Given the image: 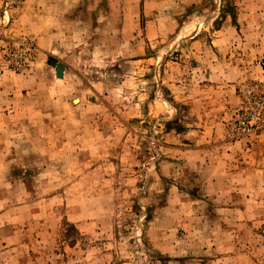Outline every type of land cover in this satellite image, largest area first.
I'll use <instances>...</instances> for the list:
<instances>
[{"label": "rangeland", "instance_id": "rangeland-1", "mask_svg": "<svg viewBox=\"0 0 264 264\" xmlns=\"http://www.w3.org/2000/svg\"><path fill=\"white\" fill-rule=\"evenodd\" d=\"M253 80L264 0H0V264H264V197L205 188L264 146L226 134Z\"/></svg>", "mask_w": 264, "mask_h": 264}, {"label": "crops", "instance_id": "crops-1", "mask_svg": "<svg viewBox=\"0 0 264 264\" xmlns=\"http://www.w3.org/2000/svg\"><path fill=\"white\" fill-rule=\"evenodd\" d=\"M48 13L50 12L48 11ZM44 21H49V19L44 20ZM52 31L54 30L51 29L50 27H46V25L44 24V43L48 44L46 47H48L49 49L56 47L55 45L58 44V42H56L57 40L56 38H58V35L55 34L56 32L54 33ZM224 50H225L224 48H220V47L214 48V54L216 52V54L218 55ZM207 51L211 52V50H207ZM200 52H204V51H200ZM217 55L215 56L211 55L209 56V59L205 58L207 63L206 64L201 63V65L203 66L200 71L204 72L202 73V75H204L202 78L203 80L215 82V83H211V86H214L216 88H221L220 91H222L223 86L224 85L227 86L225 81L229 80L228 72L229 74H231V80H234V78H237V76L234 75L235 67L237 65H233L236 62L235 59L234 60L229 59L228 60L229 62H225L224 59H221V57ZM66 69L67 68L64 65V71L62 73V76H63L62 78L66 76ZM52 80H58V77H56L55 72L53 73ZM207 85L209 84L206 83L204 86H207ZM228 87L230 88L228 89L226 88L223 92L230 96V100L232 97L233 98L232 101L235 102V96L231 94V87L233 86L229 85ZM216 92L218 93V91ZM221 96H222V92H221ZM193 100H198V99H193ZM190 104L192 105V107H195L197 105L196 103H192V102H190ZM256 146L257 148L254 151V154L257 155L256 157L254 158L248 157V159L246 158L240 159V157H238L236 159L238 164L233 165V167H238V169L236 171L234 170L233 172H231L232 173L231 179L229 180L227 179V181L220 180V179H214V177H212L211 179H208L207 180L208 184L205 185V188L208 191V193L206 194H209V190L210 189L212 190L213 188L215 190L214 191L215 194H210V196L218 195L219 193L224 194L227 192L228 194L232 196H236V197H248V196L249 197H256V196L264 197V146H259V145H256ZM256 152H259L260 155L262 154L263 158H261V156ZM223 176L224 175L218 176L217 178L224 179ZM256 192H261V193L257 194ZM236 209H239V207L233 208V211L235 212Z\"/></svg>", "mask_w": 264, "mask_h": 264}, {"label": "built area", "instance_id": "built-area-1", "mask_svg": "<svg viewBox=\"0 0 264 264\" xmlns=\"http://www.w3.org/2000/svg\"><path fill=\"white\" fill-rule=\"evenodd\" d=\"M226 134L232 139L253 140L264 134V81L253 80L239 90L231 109Z\"/></svg>", "mask_w": 264, "mask_h": 264}, {"label": "water", "instance_id": "water-1", "mask_svg": "<svg viewBox=\"0 0 264 264\" xmlns=\"http://www.w3.org/2000/svg\"><path fill=\"white\" fill-rule=\"evenodd\" d=\"M48 63H50V64L53 65V63H55V60L50 58V59L48 60ZM56 65H57V63H56ZM59 65L61 66V69H60V70L56 69V76H60V77H61V74H62V73H59V72H60L62 69H64V64L60 63ZM62 71H63V70H62Z\"/></svg>", "mask_w": 264, "mask_h": 264}, {"label": "bare ground", "instance_id": "bare-ground-1", "mask_svg": "<svg viewBox=\"0 0 264 264\" xmlns=\"http://www.w3.org/2000/svg\"><path fill=\"white\" fill-rule=\"evenodd\" d=\"M54 64V63H53ZM55 65V73H56V69H58V70H60L61 69V66L59 65V64H54ZM63 70V69H62ZM60 71L59 73H62L63 71ZM58 77H60V76H58ZM61 77H62V74H61Z\"/></svg>", "mask_w": 264, "mask_h": 264}]
</instances>
